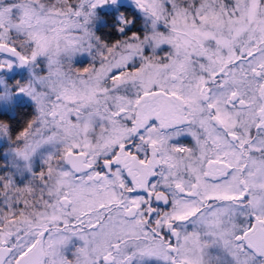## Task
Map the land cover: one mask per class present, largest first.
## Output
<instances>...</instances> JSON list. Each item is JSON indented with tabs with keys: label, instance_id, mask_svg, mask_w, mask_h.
<instances>
[{
	"label": "snow or ice",
	"instance_id": "obj_1",
	"mask_svg": "<svg viewBox=\"0 0 264 264\" xmlns=\"http://www.w3.org/2000/svg\"><path fill=\"white\" fill-rule=\"evenodd\" d=\"M0 264H264V0H0Z\"/></svg>",
	"mask_w": 264,
	"mask_h": 264
},
{
	"label": "flooded vegetation",
	"instance_id": "obj_2",
	"mask_svg": "<svg viewBox=\"0 0 264 264\" xmlns=\"http://www.w3.org/2000/svg\"><path fill=\"white\" fill-rule=\"evenodd\" d=\"M27 111V110H26Z\"/></svg>",
	"mask_w": 264,
	"mask_h": 264
}]
</instances>
